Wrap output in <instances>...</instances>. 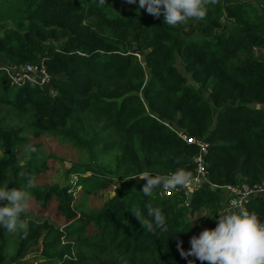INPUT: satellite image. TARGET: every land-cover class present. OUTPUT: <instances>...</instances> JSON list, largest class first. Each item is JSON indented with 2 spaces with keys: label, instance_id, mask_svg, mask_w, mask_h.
I'll use <instances>...</instances> for the list:
<instances>
[{
  "label": "trees",
  "instance_id": "1",
  "mask_svg": "<svg viewBox=\"0 0 264 264\" xmlns=\"http://www.w3.org/2000/svg\"><path fill=\"white\" fill-rule=\"evenodd\" d=\"M206 22L188 32L169 26L128 0H0V186L22 187L45 161L20 164L17 149L42 133L71 142L92 156L79 186L88 192L127 180L101 209L74 208L68 186H35L45 207L53 198L66 219L63 228L22 214L26 227L11 252L13 233L0 228V264H208L184 258L191 236L204 228L191 215L222 210V190L199 188L185 206L183 189L162 198L141 193L156 171L196 173V145L177 134L205 138L212 184L264 183V0H215ZM139 52L143 53L144 62ZM8 60L9 62H7ZM180 60L207 97L176 66ZM44 64L50 87L14 84L10 65ZM51 88L55 89L54 95ZM159 207L167 230L147 232L128 210ZM264 221V196L247 209ZM41 245V260L26 259Z\"/></svg>",
  "mask_w": 264,
  "mask_h": 264
},
{
  "label": "clouds",
  "instance_id": "2",
  "mask_svg": "<svg viewBox=\"0 0 264 264\" xmlns=\"http://www.w3.org/2000/svg\"><path fill=\"white\" fill-rule=\"evenodd\" d=\"M210 2L214 3L215 0H128L130 4L138 3L140 8L154 17L163 15V23L169 26H176L189 18L202 20L207 12L206 5ZM98 3L104 4V0H98ZM27 151L35 152L36 148L30 145ZM143 180L141 193L147 197L157 188L175 190L186 186L191 180V173L184 168L167 174L145 172ZM34 187L35 181L31 177L20 188L0 186V202H5L0 203V228L10 233L23 232L26 225L21 215L29 211L30 190ZM144 208L142 212L138 204H133L128 210L145 231H166L167 224L161 209L150 203L145 204ZM217 213L215 227L204 228L198 235L191 236L187 251L181 248V241L177 240L180 255L184 258L192 256L208 264H264V221L243 208L234 210L225 207ZM199 217L193 218L191 225ZM187 264H195V260H188Z\"/></svg>",
  "mask_w": 264,
  "mask_h": 264
},
{
  "label": "rangeland",
  "instance_id": "3",
  "mask_svg": "<svg viewBox=\"0 0 264 264\" xmlns=\"http://www.w3.org/2000/svg\"><path fill=\"white\" fill-rule=\"evenodd\" d=\"M160 17H163V15ZM205 22L206 15L202 20L189 18L179 24H181L188 32H191L196 30L200 24H205ZM256 53L263 54L264 51L257 49ZM139 55L140 60L144 62L143 53L139 52ZM6 61L9 62L8 60ZM176 66L183 73V75L188 78L190 84L194 85L200 94H202V96L207 97L206 91L202 90L201 87L190 78V75L184 70V66H182L180 60L176 62ZM12 71L15 72L14 69ZM48 87H50V85H48ZM55 92L56 90L51 88V94L54 95ZM30 145L36 148L35 152L27 151V148ZM16 154L20 164L32 163V167H35L37 162L44 160L45 167L41 169L35 177V186H43L45 188H48L53 184L68 186L70 188V192L73 193L75 198L73 206L78 211L84 210L85 212H91L101 209L103 205L115 195L117 189L125 188L129 183L127 180L115 178L116 180L113 181L109 187L101 188L100 185L98 189H95L94 192H88L83 186H79L78 183H80L82 177L95 176L92 175V172L86 171V168L88 167H95L94 163H92L91 154L87 151L84 152L83 150H79L69 141H64L59 137L46 133H42L39 138L28 137L27 140L19 146ZM142 179L143 176H139L132 178L131 181H138ZM243 182L245 181H240L239 183ZM222 192L223 194L225 193L224 191ZM226 200L227 197H225L222 203L223 210L226 207ZM57 205V199L53 198L45 207H43L31 195L29 201V211L27 212L28 214L26 217L37 221L47 220L56 227L63 228L66 224V219L58 212ZM218 215V213L214 214V212H212L210 209L202 208L191 215V220L201 216L197 219H194L193 223L201 227H210L216 221ZM18 233L19 231L13 232L10 235L12 253L15 250V243L17 241ZM41 249L42 247L39 245L37 248L30 251L26 257L28 262H39L41 260L39 256L41 254Z\"/></svg>",
  "mask_w": 264,
  "mask_h": 264
},
{
  "label": "built area",
  "instance_id": "4",
  "mask_svg": "<svg viewBox=\"0 0 264 264\" xmlns=\"http://www.w3.org/2000/svg\"><path fill=\"white\" fill-rule=\"evenodd\" d=\"M15 70L13 72L12 70ZM14 84H18L25 81H37L41 86H48L51 83L52 75H50L44 64L40 65H10L7 69ZM177 134L182 138L187 144L196 145L199 149L194 161L196 164L195 176L190 180L186 186L177 187L173 189H159V196L162 198H170L177 190L183 189L187 201L185 206H189V198L193 193L199 188H212L214 190L228 191L229 197L226 200V207H230L234 210H239L241 208L247 209V205L250 199L257 196H264V183L263 184H253V183H238L235 186H218L212 184L207 175V160L206 157L210 150V143L205 138L190 137L184 131H177ZM223 210V207H222ZM221 210V211H222Z\"/></svg>",
  "mask_w": 264,
  "mask_h": 264
},
{
  "label": "crops",
  "instance_id": "5",
  "mask_svg": "<svg viewBox=\"0 0 264 264\" xmlns=\"http://www.w3.org/2000/svg\"><path fill=\"white\" fill-rule=\"evenodd\" d=\"M224 192L226 193V194L224 193L225 194L224 196L229 197V195H230L229 192L228 191H224Z\"/></svg>",
  "mask_w": 264,
  "mask_h": 264
}]
</instances>
